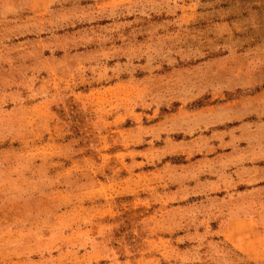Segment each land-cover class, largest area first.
Listing matches in <instances>:
<instances>
[{
	"label": "rangeland",
	"instance_id": "obj_1",
	"mask_svg": "<svg viewBox=\"0 0 264 264\" xmlns=\"http://www.w3.org/2000/svg\"><path fill=\"white\" fill-rule=\"evenodd\" d=\"M264 0H0V264H264Z\"/></svg>",
	"mask_w": 264,
	"mask_h": 264
},
{
	"label": "crops",
	"instance_id": "obj_2",
	"mask_svg": "<svg viewBox=\"0 0 264 264\" xmlns=\"http://www.w3.org/2000/svg\"><path fill=\"white\" fill-rule=\"evenodd\" d=\"M254 211L223 214L218 221V232L238 251L255 257L259 253L264 231L256 226Z\"/></svg>",
	"mask_w": 264,
	"mask_h": 264
}]
</instances>
